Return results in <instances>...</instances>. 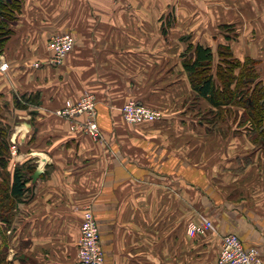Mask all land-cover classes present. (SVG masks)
<instances>
[{
	"label": "crops",
	"instance_id": "crops-1",
	"mask_svg": "<svg viewBox=\"0 0 264 264\" xmlns=\"http://www.w3.org/2000/svg\"><path fill=\"white\" fill-rule=\"evenodd\" d=\"M19 1L2 18L11 32L0 48V130L8 185L16 165L31 172L9 222L0 221V256L76 264L88 207L104 264H215L225 234L264 264V145L238 125L242 107L227 104L231 112L214 118L182 66L198 44L212 52L215 75L226 47L241 65L254 62L264 86V0ZM62 34L73 43L53 65L49 40ZM86 94L100 140L54 113ZM129 100L161 119L125 122L119 108ZM204 219L213 230L191 236Z\"/></svg>",
	"mask_w": 264,
	"mask_h": 264
},
{
	"label": "trees",
	"instance_id": "trees-1",
	"mask_svg": "<svg viewBox=\"0 0 264 264\" xmlns=\"http://www.w3.org/2000/svg\"><path fill=\"white\" fill-rule=\"evenodd\" d=\"M20 1H0V48L10 34L7 24L2 18L11 19L14 11L18 10ZM220 61L217 64L215 75L212 74V52L208 47L189 45L183 58L182 66L185 68L192 89L198 96L206 99L213 107L217 108L214 118L220 119L231 112L225 106L237 105L243 108L238 125L246 124L253 136L254 143L264 145V86L258 81L254 69V62L246 60L242 65L231 58L226 47H220ZM241 67L236 76L234 70ZM234 87L231 90V85ZM5 130H0V221L8 223L10 211L15 202L21 201L26 189L30 167L24 164L16 165L12 174L11 183L8 185V144L5 142ZM0 264H10L0 256Z\"/></svg>",
	"mask_w": 264,
	"mask_h": 264
},
{
	"label": "built area",
	"instance_id": "built-area-1",
	"mask_svg": "<svg viewBox=\"0 0 264 264\" xmlns=\"http://www.w3.org/2000/svg\"><path fill=\"white\" fill-rule=\"evenodd\" d=\"M72 39L69 34L52 36L49 40L52 49L50 63L59 65L64 55L72 46ZM7 62H0V71L5 72ZM119 111L125 122L130 124L151 122L161 119L162 115L158 110L148 108L137 100H129L121 104ZM61 119L68 120L73 131H81L92 139L100 140L101 134L96 123L95 99L90 95H83L74 104H68L64 108L54 111ZM83 116V120L78 118ZM12 155L15 148L11 149ZM201 224H194L188 231L191 236L204 234L213 230V223L210 220H202ZM79 229V243L77 248L76 264H104V253L100 247L98 225L92 211L87 207L83 210ZM215 264H263L258 250L254 247L244 248L238 236L225 234L221 238L219 253Z\"/></svg>",
	"mask_w": 264,
	"mask_h": 264
},
{
	"label": "water",
	"instance_id": "water-1",
	"mask_svg": "<svg viewBox=\"0 0 264 264\" xmlns=\"http://www.w3.org/2000/svg\"><path fill=\"white\" fill-rule=\"evenodd\" d=\"M39 171H40V170L37 169L35 172H33V173L30 175V178H31L32 180H35L36 177H37V175H38V173H39Z\"/></svg>",
	"mask_w": 264,
	"mask_h": 264
},
{
	"label": "rangeland",
	"instance_id": "rangeland-1",
	"mask_svg": "<svg viewBox=\"0 0 264 264\" xmlns=\"http://www.w3.org/2000/svg\"><path fill=\"white\" fill-rule=\"evenodd\" d=\"M149 108V107H148ZM151 108V107H150ZM209 118H212V115L209 116ZM262 157V156H261ZM263 159H264V154H263ZM262 162V161H261Z\"/></svg>",
	"mask_w": 264,
	"mask_h": 264
}]
</instances>
